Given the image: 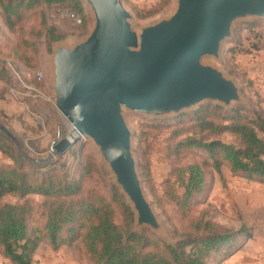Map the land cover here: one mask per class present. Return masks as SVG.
I'll use <instances>...</instances> for the list:
<instances>
[{
    "label": "rangeland",
    "instance_id": "rangeland-1",
    "mask_svg": "<svg viewBox=\"0 0 264 264\" xmlns=\"http://www.w3.org/2000/svg\"><path fill=\"white\" fill-rule=\"evenodd\" d=\"M84 20L79 25L68 19L70 8L41 6L23 12L19 21L9 25L0 4V70L10 77V82L0 80V123L15 137L19 148L31 161L44 163L50 147L63 138L74 135L78 140L62 155L54 156L49 163L38 166L53 167L56 175L68 181H78L81 168L91 167L89 175L81 180V192L77 198L98 194L112 199V188L133 214L132 231L146 234L162 245H175L183 233H191V222L202 219L218 229L237 234L230 246L212 256L207 264H264V182L248 180L233 175L222 163L220 173L213 169L212 161L202 151H184L178 158L170 151L179 140L195 132L193 120L205 112L208 105L221 108L218 115H232L241 108L253 115H264V21L240 20L233 25L231 39L221 45L219 59L208 58L210 65L233 80L240 90L242 103L226 108L212 102L186 110L179 115L153 119L143 115L123 112L128 129L132 133V154L144 195L160 225V231L143 227L137 229L135 214L124 195L114 184V179L88 139L79 137L72 125L54 107L52 91V55L57 45H71L83 40L92 29L93 18L83 0ZM130 15L132 29L153 25L169 18L175 11L176 0H119ZM156 11L142 19L147 12ZM79 18V17H78ZM52 29L61 41L47 46L46 33ZM41 73L37 81L35 73ZM211 113V112H209ZM231 141L230 137H221ZM13 143V142H12ZM25 171L30 163L23 157ZM196 164L205 173L203 192L195 196L183 217L171 195L180 192L175 184V170ZM13 161L0 153V167H14ZM48 168L42 171H47ZM28 201L33 212L28 219L29 232L41 230L44 225V198L38 195L18 199L6 196L0 204H21ZM115 223L123 226V214L117 203ZM243 232H239V231ZM40 233V232H39ZM65 239L69 235H64ZM148 250H155L149 248ZM0 264H11L0 248ZM31 264H94L87 255L79 235L72 241L53 249L41 240L31 258Z\"/></svg>",
    "mask_w": 264,
    "mask_h": 264
},
{
    "label": "water",
    "instance_id": "water-1",
    "mask_svg": "<svg viewBox=\"0 0 264 264\" xmlns=\"http://www.w3.org/2000/svg\"><path fill=\"white\" fill-rule=\"evenodd\" d=\"M93 25L71 45H57L52 55L54 107L75 133L92 142L115 186L135 214L137 229L154 232L160 225L147 201L132 154V133L123 112L162 119L203 103L223 107L242 103L235 82L203 64L219 59L240 20L264 21V0H176L167 19L133 31L130 15L119 0H83ZM45 165L78 138L70 135L50 147Z\"/></svg>",
    "mask_w": 264,
    "mask_h": 264
},
{
    "label": "trees",
    "instance_id": "trees-1",
    "mask_svg": "<svg viewBox=\"0 0 264 264\" xmlns=\"http://www.w3.org/2000/svg\"><path fill=\"white\" fill-rule=\"evenodd\" d=\"M0 4L9 25L19 21L23 12L41 6L67 7L81 23L84 20L80 0H0ZM154 14L156 11L147 12L141 18ZM46 38L49 47L63 39L52 29L47 31ZM0 80L10 82L4 70H0ZM219 110L221 108L208 105L203 110L205 113L197 115L193 120L195 132L176 142L170 155L178 158L184 151L196 149L209 157L217 173L224 163L233 175L264 182V115H249L236 108L232 115L222 116L217 114ZM223 136L230 137L231 141H224ZM0 153L15 165L0 167V199L13 196L23 200L32 195L44 198V225L41 230L31 232L28 219L33 207L28 201L0 204V248L11 264H31L41 240L57 249L78 235L94 264H207L212 256L229 247L238 234L195 219L191 222V233L181 234L175 245L163 244L160 250L155 239L132 231L133 214L116 188H112L110 201L98 194L77 198L81 192V180L91 169L88 164L81 168L78 181L61 178L53 167L48 166L27 164L29 171H25L23 155L1 132ZM45 168L48 170L43 172ZM174 172L180 192L173 193L171 200L181 215L187 217L191 200L205 189L206 176L196 164ZM113 203H117L122 211V227L115 223ZM65 234L69 235L68 239L64 238Z\"/></svg>",
    "mask_w": 264,
    "mask_h": 264
},
{
    "label": "built area",
    "instance_id": "built-area-1",
    "mask_svg": "<svg viewBox=\"0 0 264 264\" xmlns=\"http://www.w3.org/2000/svg\"><path fill=\"white\" fill-rule=\"evenodd\" d=\"M67 17H68V19H70L73 23H75L76 25H79L80 23H81V21H80V19L78 18V16H76L75 14H73V13H68L67 14ZM35 79L37 80V81H40L41 79H42V75H41V73H39V72H37V73H35Z\"/></svg>",
    "mask_w": 264,
    "mask_h": 264
}]
</instances>
